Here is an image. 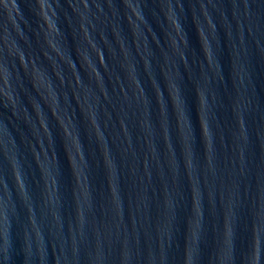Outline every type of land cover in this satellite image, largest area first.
I'll list each match as a JSON object with an SVG mask.
<instances>
[{
	"label": "water",
	"instance_id": "1",
	"mask_svg": "<svg viewBox=\"0 0 264 264\" xmlns=\"http://www.w3.org/2000/svg\"><path fill=\"white\" fill-rule=\"evenodd\" d=\"M0 264H264V0H0Z\"/></svg>",
	"mask_w": 264,
	"mask_h": 264
}]
</instances>
